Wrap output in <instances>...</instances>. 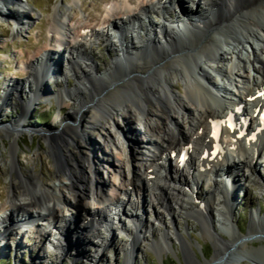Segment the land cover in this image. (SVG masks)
<instances>
[{
	"label": "bare ground",
	"instance_id": "obj_1",
	"mask_svg": "<svg viewBox=\"0 0 264 264\" xmlns=\"http://www.w3.org/2000/svg\"><path fill=\"white\" fill-rule=\"evenodd\" d=\"M190 1L197 12L192 10V6L187 7ZM190 1L109 0L108 2L114 5L111 8L108 6L104 8L106 17L92 23L91 21L79 23L78 20V24L74 27L70 22L72 14L55 11L50 24V31L54 33V37L48 39L49 44L39 49L38 54L43 55L41 62L28 60L22 69L29 73V79L26 81L29 95L36 97L41 91L44 97L50 98L51 103L52 99L64 100V96H67L72 102L69 106L77 104V109L72 115L59 114V119L56 120L65 122L62 128L49 127L39 130L28 128L24 124L23 119L29 113L27 105L24 104L20 106L22 114L18 120L10 122L5 127L0 126V134L4 132L7 137H14L10 147L12 192L7 203L0 208V227L3 232L0 235L3 238L0 241V252L7 249L6 240L8 237L11 239L14 233L12 227L18 222L12 221L15 215L20 219L37 217L38 221H42L43 223L37 222L25 227V231L23 229L20 234H32L38 230L39 238L42 239L40 242H43L50 235L48 228L53 227L56 223L54 221L59 217L58 208L64 205L69 207L70 212L68 220L64 223L70 236L74 235L73 227H79L76 220L82 212L87 216L89 213L92 214L91 216H98V219L96 221L93 219L94 222L88 224L86 226L88 228L85 227L83 232L88 230L85 241L90 244L97 243L96 246H99L103 252L102 256L106 255L109 250L108 240L105 239V244H99L103 222L113 219L111 212L127 205L129 188L136 190V195L140 196L141 186L144 184L141 175L157 187L158 194L155 195L157 204L164 207L170 215L174 217L175 207L179 211V214L177 213L179 217H189V214H194L200 217L206 232L211 233V222L206 217V215L211 217L213 214L211 205H206V209H199L196 203L184 198L187 195L181 187L189 186L188 178L176 169H169L164 162L165 158L182 151L185 147H189V152L192 153L190 167L196 159L195 155L200 153L202 157L199 155L197 160L202 168L207 170L206 173L223 178L224 189L228 191V193L223 192L224 200L220 201V205L224 208L229 207L227 195H230L231 199L236 191L234 184L236 177L233 175L236 169L250 170L251 176L246 172L242 175L245 187L261 185L259 180H252V176H255L254 170L258 160H264V126H259L263 130L256 132L255 138L251 137V139L249 136H252L254 130L249 136L240 138L238 130L232 133L230 128H225V135L230 140L236 141V147L230 149L229 153L224 152L219 136L225 127L223 119L227 117L229 107L233 108L241 104L247 106L244 102H252L256 105L260 102L255 96L258 93L257 89L264 85V0ZM170 2L173 6L176 4L174 11L178 17L166 12L170 9L166 5ZM12 3V0H0V4L5 6H10ZM161 5L165 6V10L161 9ZM189 8L195 16L188 17L186 23L179 22V19L188 15ZM22 9V12L16 14L8 8L10 14L17 15V32L21 34L22 27L26 28L30 25L28 23L31 16L30 7L23 6ZM152 14L162 17L164 24H156ZM5 15L0 9V16ZM105 24H111L117 31L111 43L118 41V44L112 46H118L120 50L117 52L116 62L101 76L93 58L87 52L84 44L86 40L82 33L86 30L95 33V26ZM154 25L163 27V37L152 32ZM142 33H146V36ZM99 36L96 35V38L99 39ZM52 42L54 45L51 44ZM128 43H131L134 51L129 50ZM63 46L66 47L64 51H62ZM57 59L63 60V64L70 68L79 85L73 89L61 88L56 94H46L45 90H41L42 81L63 84L64 79L69 76L67 70L63 69L60 70L61 75L48 76V71L58 70L56 66L60 61ZM213 74L217 75L218 82L213 78ZM175 81L183 83V96L175 92ZM227 85L232 86L234 90L227 89ZM20 86L19 83L8 84L5 92L8 89L9 91L5 93L4 101L19 96ZM117 116L123 118L126 127L135 126L136 130L133 131L132 128L130 134H146L149 139L145 142V140L140 141L138 135L130 137V141L141 148L139 154L129 155L132 179L130 177L127 180L125 171L120 170L122 183L112 182L109 187L113 194L111 196L99 184L101 183L100 160L97 156L85 155L82 151H79L78 155V152L71 148L81 140L88 141V129L100 131L107 134L108 144L113 145L117 150L115 160L124 162L125 145L111 135L107 126ZM258 117H254L256 124L259 121ZM216 125L221 128L218 135L214 134ZM25 133H30L32 137L41 134L47 141L50 148L48 155L54 160L58 184L46 187L35 172L28 176L21 172L15 154L20 147L18 140ZM216 146L220 148L219 154L215 153ZM144 150L145 155H143ZM205 153L209 154L207 159ZM246 155L249 157L247 158ZM158 167L160 170L166 168L170 177L157 174ZM231 170L233 176L228 178L227 174ZM192 174L193 183L199 185L203 174L198 173L197 170ZM14 176L16 178H13ZM158 178L162 182L159 183ZM197 185L196 189H198ZM217 185L218 183L216 187ZM218 189H220L219 185ZM66 191L74 196L75 203L67 199ZM189 192L198 199L196 191L190 189ZM118 193L123 197L122 199H119ZM228 209L232 212L233 205ZM2 211L5 213L2 214ZM131 217H134L133 214ZM131 217L125 213H118L115 219L122 228L130 224L136 233V236L131 238L125 264H132L139 245L145 240L142 239L145 228L147 231V227L139 222L140 219L135 221ZM253 220L255 222L257 218L254 216ZM261 220L259 217L258 224L251 225L248 238L234 236L231 241H225L222 238V240L217 239L214 234L216 253L211 260L204 255L207 260L204 264H234L237 256L249 253L250 255L252 253L255 264H264V246L250 248L248 244L258 241L254 235L264 236V221ZM110 230H112L110 235H117L114 227H110ZM170 235L171 233L167 231L158 239L154 236L155 242L152 247L164 253L165 246L171 241ZM177 237L180 239L179 245L186 264H203L198 262L191 243L179 235ZM52 244L61 254L66 253L70 247L61 239H56ZM17 245L19 246V243ZM86 252V248L80 246L74 256L80 257Z\"/></svg>",
	"mask_w": 264,
	"mask_h": 264
},
{
	"label": "rangeland",
	"instance_id": "obj_2",
	"mask_svg": "<svg viewBox=\"0 0 264 264\" xmlns=\"http://www.w3.org/2000/svg\"><path fill=\"white\" fill-rule=\"evenodd\" d=\"M16 1L18 2V0H12L13 3L10 4V6L0 4V9L6 14L4 17L0 16V126L2 125L5 127V125L7 126L10 122L18 120L22 114L20 106L25 104L29 109V113L27 117L23 119V122L28 128L33 127L39 130L48 129L49 127H53L55 129L62 128L65 122L56 120V118L59 119L60 113L61 115H72L75 109H77V104L76 106H69L72 102L65 97V101L59 99L57 104L54 102L51 103L50 98L44 97L41 91H39L40 93L38 92V96L32 97L28 93V85L26 86V81L29 79V73L24 71L22 68H24L26 62L31 59L41 62L43 55L40 56L38 51L41 47L49 44L48 39L51 37L50 24L56 10L68 13L69 15L72 14L70 15V22L73 23L71 25L74 27L78 24V20L79 23L81 21L89 23L91 21L92 23V21L94 22L96 20L103 19L107 15L106 12H104V8L106 6L111 8L114 3L108 2L109 0H19V3ZM187 1L189 2L190 0ZM135 2H138V0H135ZM108 3L110 6L106 5ZM20 5L22 7H30L31 9L30 21L28 23L30 25H27L26 28L25 26L22 27V34L17 32V15L14 16L10 14L8 10V8H10L18 14L23 11ZM174 6L176 7V4H174ZM187 6H192V10L197 12L196 7H194L191 1ZM174 8L172 7V9L170 8L166 12L177 16L178 14L174 11ZM21 15L22 14H19V16ZM154 17L155 14H152V18ZM179 21L181 20L179 19ZM154 26L156 30L152 29V32L156 33L157 36H162L163 27ZM115 47L117 48L118 46ZM116 48L108 47L102 41H100V43H95L94 47H86L88 54L93 58L94 65L99 70L101 76L105 74L116 62V59L118 58V51L116 52ZM118 49L120 50L119 47ZM151 55H149V57H151ZM245 55L246 53H244V56ZM64 71H66V69ZM72 76L75 77L74 75ZM76 80L69 76L64 79L65 82L63 84H51L49 82L46 83V80H41L43 85L41 90H45L46 94H56L60 92L61 88L67 89L69 87L73 89L79 85ZM216 81L218 82L219 80L217 79ZM12 82L16 84L19 83L21 85L19 89L20 94L17 97H12V99L6 102L4 101V96L5 93L9 91L8 89L5 92L6 86L8 84H13ZM177 82L178 81H175L174 84L176 87L175 92L177 95L183 96V83ZM228 87L230 86L227 85V88ZM44 99H46V101ZM107 126L111 131V135L115 139H119L120 142L125 145V147H123V157L125 158L124 162L115 160V155H117L118 152L113 145L110 146V144H108L107 134L96 130L88 129V141L81 140L77 142L71 150L78 152V155L80 154L79 151H82L85 155L97 156L100 160L99 177L101 178V183L99 184L103 186L102 188L108 193V195L112 196L113 194L111 193V190H109L112 182H119L118 184L122 183L120 170L125 171V174L128 176L127 180L130 179L131 166L128 161L129 155L131 153L139 154L141 148L130 141V137L138 135H132L129 133L132 128L133 131L136 130L135 126L130 125L129 127H126L122 117L117 116L115 120L108 123ZM125 134L127 135L126 139ZM137 137L140 141L145 140V142L148 139V135L146 134L138 135ZM13 142L14 137L9 138L4 132L0 134V208H2V206L4 207L12 192L11 184L13 180L10 169V147ZM18 142L20 147L17 150L15 157L16 160L19 161L23 175L25 174L28 176L35 172L40 181L46 187L58 184V176L54 160L48 155L50 148L42 135L36 134L32 137L30 133H25L21 135ZM145 154L146 151L144 150L143 155ZM143 157L145 158V156ZM200 157H202L201 154ZM112 158L114 159L113 161ZM146 161H148V157H146ZM172 165L174 167L176 162L173 161ZM191 167L192 170H190V168H186L183 171H179L177 166L172 169H176L179 173H183L182 175L184 177L188 178V175L185 176L188 172L197 170L195 164ZM168 168L171 169L169 166ZM248 170L238 168L234 171V174L232 173V170L229 171V174H227V177L233 175L236 177V181L234 182L236 189L234 197L230 199V195H227L229 197V200H227V205L229 206L228 208L233 205L232 212H230L227 207L224 208L220 205V201L224 200L222 198L223 192L228 193V191L224 189L225 185L222 183L223 178L221 179L220 177L208 174L209 176L203 178L199 185L194 183L195 186H198L196 192L197 198L199 196V200L195 199L196 197H193L189 192V189L195 191V189L192 188L193 184H190L189 187H181L187 195L184 198L190 199L194 204L195 200H198L199 203L196 202L195 204L198 208L199 204L202 203L205 204L204 209H206V205H211L213 214L211 217L206 215L208 220L211 222V233L206 232L200 217L194 214H189V217H179V211L176 210L175 207L173 210L174 217L172 214L170 215L169 212L164 210V207L157 204L154 196L156 193L158 194L157 189L151 188L147 194H145V190L142 189L140 191V196L137 195L138 200L135 195H132L131 201H129L127 205H123L110 213L113 219L110 218V221L103 222L102 237L100 241H98L101 245V243L105 242V239L108 240L107 244L109 246V250L106 255L102 256L103 252L99 249V246H96L97 243L90 244L85 241L88 230H86L85 233L83 232L88 224H91L94 220L96 221L98 219V216H91L92 214L90 215L89 213L88 217H85L87 214L82 215V212L80 214L81 217L79 216L76 220L79 227L74 226L72 229L74 235L70 236L68 229L64 227V223L68 220V216L70 215L69 207L61 205L57 210V216L59 217L56 221H54L56 223L53 227L48 228L50 235L47 239H45V244L44 242H40L39 235L36 231L32 234L23 235L20 234L19 231L21 230L19 229L18 235H15V237H18L19 239H14L15 237H13V235L11 239L10 237L7 238V249L0 252V264H125L126 253L129 251L131 245V238L136 236V233L134 232V229L130 227V224L124 228L118 224L117 220H115L118 213H125V215L129 217L133 214L134 217L131 218H134L135 221H138L136 218L138 216L140 220H143L139 222L147 227V231L145 228L142 236V239L145 238V240L142 241V245H139L138 251L135 253L134 259L131 262L132 264H186L181 246L179 245L180 239L177 235L185 238L191 243L198 262L204 264L207 262L204 255H207L209 260H211L216 253V241L213 238L214 234H216L215 236L217 239H223L225 241H231L234 236L248 238L250 235L251 225L254 223L258 224L259 217L262 219L261 221H264V160H258V164L254 170L255 176H252V180L260 181V186H253L249 188L243 185V173L246 172L248 176H251V172ZM159 175L161 176L160 173ZM13 178L16 177L14 176ZM217 183L220 186V189H218V185L216 187ZM66 192L67 199H69L71 203H75L74 196L69 194L68 191ZM119 195L120 193L117 194V196ZM2 212V214L5 213V211ZM254 216L257 218L255 222L253 220ZM18 217L19 216L15 215L12 221L14 222L17 220L19 222L20 218ZM86 221L87 224H85ZM37 222L40 223L42 221H38L37 219L36 223ZM110 227L115 228V232L117 234L116 236L110 235L112 231L110 230ZM12 228H15V226ZM42 229H44V227H42ZM167 231L171 233V241L169 242V245L165 246V252L160 253L156 248L152 247V244L155 242L154 236H157L158 239ZM2 234L3 232L0 227V235ZM254 237L258 239V241L255 240L249 243L247 242L250 248L254 246L258 248L264 246V239H261V237H264L262 234H256ZM2 239L3 238L0 236V241ZM56 239H61L64 241V244L70 246L66 253L61 254L58 250L50 251L48 249V247L53 246L52 243H54ZM17 243H19V246ZM80 246L85 247L87 252L83 253L80 257H75L74 254L78 252ZM252 258V253L251 255L249 253L237 256L234 260V264H255Z\"/></svg>",
	"mask_w": 264,
	"mask_h": 264
}]
</instances>
